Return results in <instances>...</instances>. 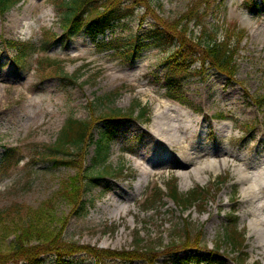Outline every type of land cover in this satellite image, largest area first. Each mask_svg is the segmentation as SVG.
<instances>
[{
    "label": "rangeland",
    "instance_id": "obj_1",
    "mask_svg": "<svg viewBox=\"0 0 264 264\" xmlns=\"http://www.w3.org/2000/svg\"><path fill=\"white\" fill-rule=\"evenodd\" d=\"M66 1L23 0L0 18V213L7 216L2 224L18 220L24 223L25 215L51 200L55 203L51 209L54 217L47 219L48 227L78 246L116 253L146 248L155 252L153 264H177L197 253L203 262L215 257L217 263L263 264L251 252L249 218L242 213L240 203L241 191L246 186L236 181L232 160H245L251 168L264 166L263 110L254 106L251 99L264 93V12L257 16L248 11L244 0H214V6L219 3L220 7L222 1V7H226V15L215 13L220 24L214 38L216 43L227 40L234 78L228 81L213 69L202 76L204 79L191 74L183 78L177 96L191 104L189 107L167 98L165 50L145 42L136 46L131 59H126L127 48L121 44L134 39L141 33L140 28H147L146 24H152L146 18V23L138 25L136 18L142 15L141 10L135 12V17L115 24L111 32L96 41L81 32L71 36L65 45L49 49L51 61L60 63L56 67L62 69L60 72L73 75V84L61 85L53 75L43 76L34 64L27 73L17 69L9 61L11 54L4 42L38 43L50 31L59 37L63 33L59 24L64 10L61 5ZM189 1L158 0L154 13L174 20L186 11ZM214 20V15L208 14L200 25L191 22L190 29L194 34L203 29L208 35ZM102 42L110 47H97ZM204 66L210 68L207 61ZM138 102L148 113L147 124L135 116L122 121L98 152L96 141L105 128L99 121L92 131L93 142L83 145L81 166L83 170L88 168L84 175L109 176L99 177L97 185L82 194L84 207L75 214L74 207L56 195L61 180L74 177L76 169L53 166L48 159L42 161L37 153L54 143L67 118H97L111 109L126 113ZM176 104L190 120L197 121L200 134L191 139L190 133L183 135L179 130L182 144L169 153L161 146H153L155 140L149 130L155 113L174 109ZM8 149L14 150L13 160L18 163L13 161L6 168L2 160ZM179 152L195 156L209 152L210 162L218 158L223 162L226 158L227 164L219 163L201 175L191 173L182 178L176 173L173 158ZM142 153L148 157L149 153H165L169 160L153 161L150 167L140 159ZM194 161L198 167L208 163L202 159ZM144 166L151 171L146 179L140 176V167ZM240 170L246 175L252 173L243 167ZM174 180L180 194L198 186L203 189V197L186 211L168 197L153 205L144 202L154 185L166 191L165 184ZM10 209L15 210L9 211L12 214L8 216ZM230 215L236 218V235L241 238L242 248L227 242ZM186 237L196 243L197 253L196 249L176 255L166 252L168 246L182 244ZM14 240V235L0 231V251L6 253ZM44 259V264L54 263L50 256ZM81 259L84 258L76 257L72 264H96ZM140 260L132 264H147ZM103 264L128 263L112 259Z\"/></svg>",
    "mask_w": 264,
    "mask_h": 264
},
{
    "label": "trees",
    "instance_id": "obj_2",
    "mask_svg": "<svg viewBox=\"0 0 264 264\" xmlns=\"http://www.w3.org/2000/svg\"><path fill=\"white\" fill-rule=\"evenodd\" d=\"M21 1L0 0V17H3L9 9ZM155 2L158 3V0H68L62 2L61 6L64 10L59 18V24L63 31L62 35L58 37L52 31L49 33L46 32L38 43L6 40L4 42L6 49L11 54L9 61L15 64L17 69L19 68L22 72H29L32 64H34L35 68L43 76L51 77L53 75L61 85H64V83L73 84L75 82L73 75L68 76L60 72L62 69L56 68L60 63L51 61L48 52L49 49L58 44L65 45V42L71 36L81 32L89 39L94 40L96 36L112 30L115 23L123 19L135 17V12L141 10L142 15L136 18L138 25L142 26L146 23V18L151 19L152 24H146L147 28H144V30L140 28L141 33L136 34L134 39L129 42L121 44V47L126 46L125 48H127L126 55L128 56H126V59L132 58L133 52L137 48L136 46L145 42H148L152 47H158L166 51L167 58L164 62L167 71L164 78V86L167 89V97L188 104L187 101L179 99L177 96V92L181 89L182 79L188 78L190 74L191 76L204 79L202 76L210 69H213L217 75H222L228 81H232L234 78V70L231 65V58L228 56L229 44L227 40L216 43L214 38V35L219 29L218 25L220 24L217 22L218 19L216 16H218V13L227 14L226 7H222L223 2H220L219 7V3L217 6H214L216 3L214 0H190L186 11L174 20H166V18L163 19L160 15H156L154 13L157 8ZM244 5L248 11L254 12L257 16L264 12V0H244ZM216 12L217 15L215 16ZM208 14H213L215 17V22L210 24L212 32L207 35L205 34V30L201 29L200 33L194 34L193 30L190 29V23L192 22L195 26L200 25L201 21ZM104 45L102 44L101 47ZM106 46L108 48L110 47L109 44ZM205 61H207L210 68L204 66ZM44 71H51V74H44ZM180 72L186 73V75H181L179 74ZM108 97L112 99L111 96ZM251 99L253 100L254 106L259 110H263L261 112H263L264 117V93L260 96L255 95ZM147 115V111L138 102L137 106L128 109L126 113L120 109H111L97 118L90 117L85 120H79L69 117L56 136L57 138L54 143L51 146H46L43 151L37 153V156L42 161L48 159L53 166L76 169V175L74 177L61 180L56 195L68 201L74 207L73 211L75 214H78L84 207V200L81 198L82 194L87 193L90 190L89 187H95L97 185L100 175H84L88 168L83 170L81 166V158L84 155L83 145L93 142L92 131L95 129L96 123L100 121L105 125L104 130L100 134V139L96 141L99 152L101 144L103 145L114 135L122 121H127L135 116L141 122L147 124ZM6 153H9V155H4L2 160L4 162L3 166L6 168L10 167L13 161L18 163V160H13L14 150L8 149ZM80 176H84L85 179ZM165 185L167 196L172 199L174 204L181 206L184 211L203 197L201 194L203 189L200 187H196L194 190L182 195L178 191L175 180L173 183H167ZM163 197L164 193L161 188L155 186L151 194L147 196L145 202L153 205L157 202H162ZM54 204L53 201L46 200V203L36 209L35 212L25 215L24 223L18 220L13 224L9 222L2 224L7 216H2L3 213H0V231L4 234L5 232H9V234L15 237L12 246L9 247L6 253L0 251V264H44V258L48 256L54 259L53 264H72L76 262L73 259L80 256L84 258L81 260L89 259L96 264H103L106 260L111 261L112 259L122 261L123 263L127 262L128 264L134 263V260L141 259L140 261L146 262L147 264H153L154 260L152 258L155 257V252L146 250V248L139 250L133 249L131 253H116L98 250L92 247L78 246L77 243L64 240L60 236L61 233L59 231L56 234L46 223L47 219L54 217L53 212H51V209L55 206ZM14 210H7L8 213L6 214L9 216L12 214L9 211ZM228 221L232 226L228 229V236H230L227 242L240 246L241 238L236 235V221L233 217H229ZM31 242H34V244H30ZM196 246V243H192L190 238L186 237L184 243L168 246L166 252L176 255L178 252L187 249L197 250L198 248ZM158 247H161L160 249L163 248L162 246ZM240 248L242 247L240 246ZM240 248L238 249L239 252ZM218 251L219 249H217ZM187 259L186 261L180 262V264L192 262L198 264L201 262L198 253L193 259ZM215 261L216 259L214 257L212 260L208 259L206 262L207 264H216L217 262ZM217 264L224 263L223 261H219Z\"/></svg>",
    "mask_w": 264,
    "mask_h": 264
},
{
    "label": "bare ground",
    "instance_id": "obj_3",
    "mask_svg": "<svg viewBox=\"0 0 264 264\" xmlns=\"http://www.w3.org/2000/svg\"><path fill=\"white\" fill-rule=\"evenodd\" d=\"M180 107L181 106L176 104L174 109L169 108L167 109L168 111L154 114L152 128L149 130V133L155 140L153 143L155 148L161 146L169 153L177 151L182 144V136L178 135V132H180L179 130L183 131V135L187 132L190 133L191 139L198 138L200 132L196 126L197 121L190 120L187 114L179 111ZM170 111L173 113H170ZM180 117H185L186 119H181ZM219 129L223 130V128ZM158 151L161 152L159 149ZM193 154H195V151ZM193 154H189L188 152L181 154L179 152V155L173 157L176 159L174 162L177 170L176 173L182 178L187 177L191 173L201 175L204 171L214 168L219 163H224V165L227 164L226 158L223 159V162L220 161L219 158L210 162L209 159L212 155L209 152L200 153L196 156ZM140 159L150 167L153 166V161H159L161 159L169 160L165 153H161V156H159V153H149V157L145 153H142ZM171 159L172 157L170 160ZM195 159H202L208 163L205 164L204 167H198L196 166L197 163L194 161ZM232 161L233 169L236 171V181L246 186L241 191L240 203L243 209L242 213L249 218V243L251 245V252L258 255L259 258L264 261V166L251 168L245 160L233 158ZM190 166L193 167V170L188 168ZM240 167H243L245 171H252V173L246 175L244 171L240 170ZM150 174L151 171L148 170L146 166L140 167V176L142 175L143 179H146Z\"/></svg>",
    "mask_w": 264,
    "mask_h": 264
}]
</instances>
